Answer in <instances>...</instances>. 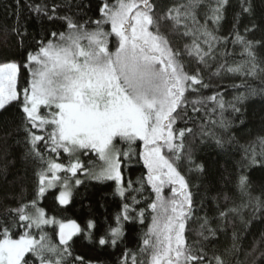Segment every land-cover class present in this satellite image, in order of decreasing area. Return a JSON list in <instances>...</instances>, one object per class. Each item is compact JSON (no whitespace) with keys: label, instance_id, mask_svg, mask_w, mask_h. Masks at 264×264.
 Returning <instances> with one entry per match:
<instances>
[{"label":"snow or ice","instance_id":"snow-or-ice-1","mask_svg":"<svg viewBox=\"0 0 264 264\" xmlns=\"http://www.w3.org/2000/svg\"><path fill=\"white\" fill-rule=\"evenodd\" d=\"M24 7L31 16L22 15ZM230 7V0H182L166 7L157 0H99L94 16L92 0H15V23L0 30V123L15 124L24 162H38L40 170L32 199L13 198L15 206L0 211V264H105L75 254L77 240L117 248L126 239L123 222L143 226L149 217L138 251L126 248L117 264H228L225 257L240 251L237 219L245 231L264 224V191L253 194L246 171L264 168V136L257 137L258 151L255 142L244 149L246 163L237 181L245 198L241 204L212 219L207 212L197 215L205 202L197 201L193 189L199 185L192 179L208 172L197 153L214 146L228 155L238 143L233 127L246 126L248 103L256 98L264 103V87L248 83L258 79L264 85V38H249L261 28L256 5L238 0L232 29L222 35ZM33 22L39 31L30 35ZM236 55L241 59L230 63ZM206 70L211 76H239L242 83L233 87L244 91L227 105L218 92L201 95L214 87L211 76L204 78ZM10 135L0 136L5 175L15 163L9 160ZM45 151L66 153L68 163L46 159ZM92 154L100 163L81 160ZM135 165L145 173L126 179L125 169ZM78 173L114 183V195L122 198L117 227L100 234L93 231V220L82 227L38 206L59 187L55 200L66 212L73 188L84 183ZM190 222L199 225L194 240L187 235ZM229 232L231 246L221 253L219 235ZM256 250L246 255L253 256L252 264H264V250L254 256Z\"/></svg>","mask_w":264,"mask_h":264},{"label":"trees","instance_id":"trees-1","mask_svg":"<svg viewBox=\"0 0 264 264\" xmlns=\"http://www.w3.org/2000/svg\"><path fill=\"white\" fill-rule=\"evenodd\" d=\"M30 3H42L43 0H29ZM51 3V0H47ZM99 0H92L93 13L90 15H96L95 7ZM182 0H157V3L161 6H170L173 3H179ZM209 3L213 0H208ZM232 7H230L226 14V20L222 24L221 33L227 35L232 29L234 12L238 11V0H230ZM23 4V0H21ZM256 5V17L255 22L261 25L260 30L253 34H249L250 39L264 38V0H254ZM15 9V0H0V30L10 29L15 23V16L13 15ZM206 11V9L204 10ZM22 15L27 18L31 16V13L26 7L22 9ZM244 24H249L250 21L244 18ZM109 26H106V29ZM243 26L241 27V31ZM39 31L38 25L34 22L29 27V34H33ZM15 37H11L10 47L15 46ZM237 53L240 49H235ZM260 55L264 56V50L260 51ZM241 57L236 55L230 58L229 62L233 60H240ZM196 67L193 61L190 65V70H194ZM26 75V73H25ZM211 73L209 71L204 72V78L209 80ZM211 83L214 87L202 90L201 95L207 97L215 93H219L223 97L224 101H231L233 97L239 94V91H244L243 88L237 90L233 85H239L242 83L239 76H232L222 73L220 76H211ZM248 83L252 87H264L261 85L258 79H249ZM230 112V109H228ZM207 119V117H206ZM210 123L207 128H212ZM0 136L4 135V131L10 132L11 135L7 139V147L10 150L9 160H15L14 165L10 166L8 173L0 174V211H3L5 206H15V200L13 198H19L23 196L24 202H28L32 199L36 184V173L40 170V164L28 161L24 162L21 149L16 144L15 124H2L0 123ZM217 131H219L217 129ZM232 135H234L238 143L230 146V152L228 155H223L220 150L213 147L204 148L203 151L198 152L200 159L207 164L208 172L203 178L193 177V183L199 185V189L194 188V192H198L196 197L197 201L204 200V211L198 212L197 215L203 216L204 212L210 219L215 218L220 210H223L233 205H239L245 199L240 195L237 188L238 177L241 175L244 164L246 163L245 147L250 144L256 143L257 151L259 145L257 142L258 136H264V103L260 102L259 98H256L255 102H249L247 105L246 126H240L238 123L232 129ZM46 159H55L56 162L68 163L67 154H62L57 157L55 153H44ZM91 160L94 163H99L95 154L91 157L82 156L81 160ZM3 161H0V167H2ZM145 169L142 165H135L125 169V178L135 181L137 177H140L145 173ZM252 182V192L254 195H260L264 191V168H253L246 170ZM62 178H71L70 173L60 172L58 173ZM84 180V183L80 186L73 188L72 202L66 212L61 211V206L55 200V196L59 194V187L51 189L38 202V206L45 209L49 216H57V218L74 219L82 227L88 220H93L96 223V229L103 234L110 227H117L116 216L121 211L122 198L118 195H114V183L109 181L105 183H98L94 180H88L83 174L78 173L77 177ZM228 195L230 199L226 202L223 197ZM213 197H218L217 200H213ZM219 205V208L217 207ZM249 210L244 211V215H248ZM151 218L145 221V225L141 226L139 223L123 222V228L126 233V239L117 248H100L99 246L89 245L86 241L77 240L75 244V254L84 256L85 260H101L105 264H117L118 258L121 257L122 252L127 248L133 252L138 251V245L140 236L143 231L146 230L148 224H150ZM199 227L198 223L190 222L187 233L190 239H196L195 230ZM237 228L241 231L243 239L241 240L240 251L228 255L225 258L228 260V264H252L253 256H247L246 253H250L253 247H256L254 256H259L260 250H264V224L254 223L248 230H244L243 225L237 219ZM51 232V229H47ZM231 246L230 232L228 235L220 234L218 243L216 244V250L223 253L225 248ZM209 255H212V251H209ZM131 264V260H129Z\"/></svg>","mask_w":264,"mask_h":264},{"label":"rangeland","instance_id":"rangeland-1","mask_svg":"<svg viewBox=\"0 0 264 264\" xmlns=\"http://www.w3.org/2000/svg\"><path fill=\"white\" fill-rule=\"evenodd\" d=\"M100 163V162H99Z\"/></svg>","mask_w":264,"mask_h":264}]
</instances>
